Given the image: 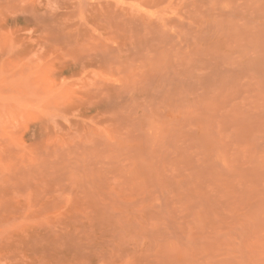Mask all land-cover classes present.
Listing matches in <instances>:
<instances>
[{"label":"rangeland","instance_id":"374dc122","mask_svg":"<svg viewBox=\"0 0 264 264\" xmlns=\"http://www.w3.org/2000/svg\"><path fill=\"white\" fill-rule=\"evenodd\" d=\"M0 264H264V0H0Z\"/></svg>","mask_w":264,"mask_h":264}]
</instances>
